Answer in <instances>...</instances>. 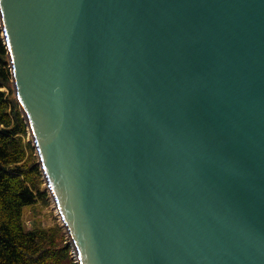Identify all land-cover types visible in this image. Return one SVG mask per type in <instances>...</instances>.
<instances>
[{"label": "water", "instance_id": "1", "mask_svg": "<svg viewBox=\"0 0 264 264\" xmlns=\"http://www.w3.org/2000/svg\"><path fill=\"white\" fill-rule=\"evenodd\" d=\"M0 29L77 264H264V0H0Z\"/></svg>", "mask_w": 264, "mask_h": 264}, {"label": "trees", "instance_id": "2", "mask_svg": "<svg viewBox=\"0 0 264 264\" xmlns=\"http://www.w3.org/2000/svg\"><path fill=\"white\" fill-rule=\"evenodd\" d=\"M11 84L0 29V264H76L62 226H42L35 215L23 223V208L35 211L48 194Z\"/></svg>", "mask_w": 264, "mask_h": 264}, {"label": "rangeland", "instance_id": "3", "mask_svg": "<svg viewBox=\"0 0 264 264\" xmlns=\"http://www.w3.org/2000/svg\"><path fill=\"white\" fill-rule=\"evenodd\" d=\"M2 89H4V88H2ZM12 89H13V85H12ZM13 92H14V90H13ZM14 95H15V93H14ZM27 136L32 141V137L28 133V130H27ZM36 155L37 154H35V157H36ZM42 188L47 191V188H46V185H45L44 181L42 183ZM47 194H48V192H47ZM53 204H54V202L52 201L50 195L48 194L47 203H39V202H37L36 204H34L33 207H35V211H33L31 206L24 207L23 208V223H24V225L26 227H30V218H31V216L35 215L36 219H38L41 222L42 226L47 227V226L53 225L54 223H57L60 226H62L61 225V219L59 218L60 215L57 212V209H56V207ZM66 237L68 238L67 235H66ZM68 241H69V238H68ZM68 241H67V243H68ZM70 254H72L71 248H70ZM71 258L73 260H75V257L73 255L71 256Z\"/></svg>", "mask_w": 264, "mask_h": 264}]
</instances>
